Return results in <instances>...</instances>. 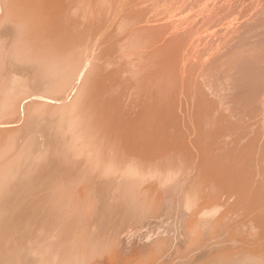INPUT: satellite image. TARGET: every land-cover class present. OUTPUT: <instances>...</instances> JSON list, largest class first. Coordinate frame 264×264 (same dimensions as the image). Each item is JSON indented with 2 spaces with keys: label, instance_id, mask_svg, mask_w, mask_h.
I'll return each mask as SVG.
<instances>
[{
  "label": "bare ground",
  "instance_id": "obj_1",
  "mask_svg": "<svg viewBox=\"0 0 264 264\" xmlns=\"http://www.w3.org/2000/svg\"><path fill=\"white\" fill-rule=\"evenodd\" d=\"M76 2H78V0H0V264H158L161 259H166L167 257H168V262H165L163 264H221V260H225L223 264H263L264 262L262 261L263 262L262 263L260 260V258L262 257V256L260 257V255L263 250L261 251V253L258 252L261 249L258 250L255 247H253L256 244L255 245L254 243L251 244L252 240H250V242H247L249 243L247 245L245 243V245L246 247L249 246L250 244L251 246L253 245L252 247L257 250V253L255 251L256 255H251V254H254L253 250L251 251L250 249L251 246L250 248L247 247L249 248L248 250H250L249 252L248 250H245L249 253L247 255L245 254L246 256H241L242 251H244L243 250L244 248L240 247L242 246L241 244L239 246L238 244L233 243L235 244V246L237 245L238 247L242 249L240 250L238 247H236L238 248V250L241 251L239 256H237L239 253H236L237 249L236 251L234 250L235 252L233 251L235 246H233L234 248L232 249V251L229 248H226L230 250L231 252L236 253L235 254L236 258L235 257L228 258L224 255V252H226L225 254H227L229 253V251L227 252V251L222 250L223 254L222 253L220 254L219 252L217 253L216 250H215L216 253H212L210 252L209 249H208L209 251L200 249L202 247L201 244L203 245L204 242L198 243L197 241L199 239H196V240L194 239V242L192 244L191 242L192 240H189L190 239L189 235H191L190 229H194L197 226L199 227L201 226L204 228V230H206L207 227L211 226V223H212V220L207 217L208 216L213 217V215H217L218 212L220 213V209L224 206L226 208V205H224L223 202H222L223 206H221L220 205L221 202L217 203L215 202V200H211L208 197L209 194L207 193V191L208 189H210L209 184L213 186L212 182L210 180L209 182L205 177L202 178V176H196V175H195L196 177L193 176L191 179V182H189L191 178L190 175L188 176V172L190 171L189 169H191V171L192 169H194V167H192V165L194 166V164H191L190 161L183 160L184 162L175 163V161L167 160L166 162H159L158 160L159 158L149 159L151 156H149L148 159L147 158L144 159L146 157L145 154L143 155L145 156L143 158L140 156L141 154L139 155V152H138V149L140 146H136L135 148H133L134 147L133 145H132L133 147H131L130 145L125 144V142L129 143L127 140H128V137H130V133H129L130 132L129 131L130 122L134 121L137 124V126H139L140 122L142 123L146 120L148 122L153 121L158 111H162V110H158L156 113V110H157L156 102L153 101L154 100L153 97L152 98L148 97L146 96L147 93L145 94V97H147V102H149V104L146 102L147 104H145V106L146 105L147 106H146V109L144 108L145 106H143V109H145L143 111L147 113V116H145L147 118L144 117L146 113L142 115L141 114L142 111H140L139 113L140 115H142V118L144 117L146 119V120L142 119L144 121H140L139 120L140 116H138L139 114L137 113L138 115H136L135 113V115L138 116V118L137 117L135 118V116L131 117V114L128 113L130 111L128 110L130 109V107L127 109L126 107L128 106L125 107L123 104V102L125 103L126 101L125 99L121 98V94L124 91L128 90L125 88L129 85L128 84L127 86L124 85L125 88L122 85V87L124 88V91L122 90L123 88L118 87L120 86L119 83H121L119 79H121V77H123L125 74L124 73L121 76L120 73H123V72H119V77L115 76L117 75L116 73L118 72L119 69L115 70L116 69L115 68L114 73H112L113 72V69H112V72L110 74H108V72H104L108 74L107 76L106 74L103 75L104 73L103 74L98 73L99 75L95 73L99 77L97 80L95 79L93 82L89 81V83H87L85 80L84 83L80 85V87L78 85L79 82L75 84V80L77 78L78 79L80 78L82 71L84 70L85 66L87 65V62L89 61L86 57L80 58L78 61H75V55H76L75 54V34H77L75 33V13H78L80 9V7L76 4ZM103 3L105 4V2ZM110 3L111 2L109 0V7L111 5ZM75 4H76V7H75ZM79 4L81 3L79 2ZM98 6L100 7V5H97V8L99 9ZM103 7L105 8V6ZM75 9L77 12L75 11ZM100 9L101 10L100 12H98V15L99 13L103 12L102 10L103 8L100 7ZM106 9L104 10L106 11ZM109 12L110 10H108V15H109ZM102 14L101 16L99 15L100 17L98 16L99 19L102 17L105 18V14H103L104 16H102ZM127 21H126V24H127ZM92 22L90 21V23ZM133 36L135 35L133 34ZM125 37H127V35H125ZM129 38H132V36ZM137 39L139 38L137 37ZM77 40L79 41L80 39H77ZM83 42L82 41L79 42L81 43V48H82ZM154 42L155 41L151 43H154ZM121 44L119 45L121 46ZM116 45H117L116 51L113 49L115 53L117 52V49L119 48L118 44H115L114 46ZM132 45H133V42H132ZM83 46L85 47L84 44ZM124 46H126V43L124 44ZM128 46L124 48L127 49ZM133 47H135V45ZM163 47H160V49ZM129 48L131 49V46ZM136 49L138 48L136 47ZM166 49H169V48H166ZM179 49L181 50V48ZM147 50H150V49H147ZM122 58H123V55H122ZM117 59L120 61L119 57H117ZM117 59H116V62H117ZM135 59H136V56H135ZM150 59L152 60V58ZM169 61H171L170 58H169ZM172 62L174 64L176 63L174 61H171V63ZM112 63H115V61H113ZM161 63H164V61ZM110 64H111V61H110ZM120 64L121 63H119V65ZM151 64H154V63H151ZM103 66L104 65H102V67ZM95 67L97 66L95 65ZM117 67L121 68V65L118 66L117 64ZM161 67H162V64L160 68ZM97 68L100 69L101 66L100 68L99 67ZM105 68H102V69H105ZM143 69L141 68L140 70H143ZM161 69H163V67ZM137 72H140V71H137ZM86 74H87L86 77L89 76L88 73ZM152 74H150L149 76H152ZM130 75L132 76V74ZM170 75H173V74H170ZM96 77L94 76V78ZM177 77H175V79H177ZM124 78L125 77H123V79ZM140 78H142V75ZM127 82L128 81H126V83ZM122 83L125 84V82H122ZM76 85L78 86V91L76 90L77 94L74 93L75 95L73 99L69 101L68 100L69 95L74 90V87H76ZM138 85H141V84H138ZM153 86L154 84L152 85V87ZM170 86L171 85H169V87ZM139 87H136V89ZM157 87L158 86H156V88ZM119 88L123 91V92L120 91L122 92L121 94H119L120 93L118 91L120 90ZM154 88H153L154 93H156ZM113 90L115 91V94H114L115 96H113L112 94ZM116 90H117V93L119 92L118 94L116 93ZM143 90L145 91V88ZM135 91L136 90L134 89V92L133 91L132 92L135 93ZM149 93L151 94V92ZM157 93H160V92H157ZM157 93L156 95H158ZM123 94L125 96V94L127 93L125 92ZM135 94H139V92L137 93L136 91ZM142 94L140 93L137 96V97L140 96V98L135 99V100H139V99L142 100L141 98V96H143ZM150 94L149 96H151ZM83 95H86V98L84 97V99H82ZM106 95L107 97H105ZM154 95L155 94H153L152 96ZM134 96L136 97V95ZM70 98H72V96ZM85 99L87 100L86 103H84ZM81 100H83L84 102ZM126 100H128V98H126ZM157 100L159 99L157 98ZM80 101H81V104H80ZM130 101L131 100L129 98V102ZM139 101H137V103L135 102L137 104V105L135 104V106L139 107L141 105L140 107L142 108L141 101H140L141 104H138ZM133 104H134V101H133ZM162 104L163 102L159 104L161 108H163ZM205 104L207 105V103ZM78 107L80 109H78ZM140 107L136 108V111L137 109H140ZM167 107L168 106H166V108ZM77 109L78 111H76ZM146 110H148L149 113ZM164 110L165 109H163V111ZM163 111L161 113H163ZM166 111H169V110H166ZM131 112L133 111H130V113ZM70 131L71 132L74 131V132L71 133V135H69ZM165 141L166 140H164V142ZM160 148L163 149V147H160ZM179 149L182 150L181 148ZM149 150L150 148L147 151ZM174 150L176 151L177 149H174ZM136 151L138 152V154L136 153ZM139 151L141 152V150ZM164 153H166V151ZM175 154L176 153H174L173 156H175ZM178 156L180 157V155ZM167 159H168V156H167ZM58 161H61L62 163L66 162L64 163V165L65 164L66 165L68 164V165L66 167L63 165L65 168L63 167V168L58 169L59 168L57 165ZM196 162H198V160ZM196 167H197V164H196ZM207 168H209V166ZM186 169L189 170L188 172L186 171V176L190 177L189 181H186V182H189V184L186 183L187 185L185 184V180L186 179L188 180L186 176L183 177V180L186 178L184 182L182 181L181 178H179V180L177 179L178 176H181L180 175L181 172L183 173L184 171L183 175L185 174ZM216 170L217 169H215V171ZM192 172L194 173L195 171H192ZM56 176H57V179L59 178L58 180L60 181V183L58 182V180L56 181L55 179H52V178H55ZM83 179H87L86 186H85V183L84 184L81 183ZM175 179L178 180V184H176V186L178 185V187L174 188V186L171 184H172V181L174 183ZM52 180H55V181H52ZM177 180H176V183H177ZM87 182L89 184H87ZM230 182H234V181H232L231 179ZM223 186L221 187V189L223 188ZM181 188H183L182 190L184 191L183 192L184 195L183 197H181L183 198L182 204H185L188 211H192L191 213L193 214L195 218L192 217L191 221L187 220L186 218L185 220H187V223L186 222L185 223L187 225H184V223L180 224V225H183L184 228L181 231L179 230L180 235L178 237L176 235L173 237L171 236L173 233L175 234V231L171 235H168V238L169 237L173 238L170 248L167 246L168 249L165 248L167 250L163 251L164 249L163 245L165 244V240H167L166 239L167 237L163 239L161 236L163 233H160L161 235L158 234L159 236L158 235L153 236L155 235V233L151 234V232L154 230L149 232L150 235H147L146 230L148 229L146 228L148 226L144 227L145 229L144 231L146 233L145 235H147L146 237L141 232V234L144 236L143 239H141L142 236L140 238L138 237L136 238L134 236V233H132L133 230L131 231L132 234H126L129 228H132V229L135 228V234L138 235L137 234L138 230H136L137 227L139 226L142 227V225L148 221L147 220L148 218L155 216V214H157L158 212H161L163 209L167 208L168 206H169V209L171 210L170 205H167V206L165 205L166 206L165 207L164 204L167 203V201H169V199L173 196L174 189L176 191L181 192L182 191ZM212 188L214 189V187ZM51 190L56 191L55 194L52 195L53 199L51 203L54 202L55 205L58 206V208L56 207L57 209H59L60 205H62L64 209V210L62 209L64 214H60L62 218L60 217V215L57 214L59 212H56L57 210L56 208H55L56 210H54L56 213L52 211L51 209H48L49 206L47 204L50 203V201L47 202V204H44L41 202V200L43 201L44 198L45 200L47 198V197H43L42 199V193L44 191H47L49 193V191ZM69 192H72V194L70 195ZM49 194H52V193H49ZM49 194H48V198L51 197V195L49 196ZM174 195L177 196V194H174ZM178 197L180 198V196ZM246 197H248V195ZM54 199L55 201H53ZM243 199H244V196H243ZM255 200H256V197H255ZM171 201L172 199H170V202H169L170 204H171ZM177 201L175 203L178 204L180 201V205H181V199ZM176 204L175 206L173 204V206L177 209ZM227 207H228V204H227ZM181 208H182V205H181ZM169 209L167 208V211ZM229 209L230 208L228 207V210L226 208L227 211L221 210V213L218 215L219 221L223 219L226 220V218H230V217H227V215L230 214ZM234 209L235 208H233V210ZM262 209L263 208H261V210ZM60 210L61 209H59L58 211ZM236 211L237 210H234V212ZM164 212H165V215L168 213L167 214L168 216H169V213H171V212H166V211ZM164 212H162V214H164ZM183 212H186V211L183 209ZM257 212L259 213V211ZM235 214L240 215L239 212ZM243 214H244V211H243ZM175 215H176V212H175ZM258 215L261 216L260 213ZM202 216L205 218H203ZM255 216H257V214ZM163 217H161V219ZM262 217H263V213H262ZM174 218L175 217H172V219ZM237 218L238 217H236V219ZM256 218L258 219V217H255V219ZM159 219L157 221L158 223H159ZM168 220L170 219L168 218ZM242 220L240 221L241 224H242ZM152 221L154 220L152 219ZM163 221L161 220V222ZM249 221L251 220H248V222ZM168 222L169 221H167L166 223L168 224ZM173 222H170V223H173ZM223 222L225 221L223 220ZM256 223H258V221H256ZM261 223L260 224L258 223V224L261 226ZM178 224L179 223L177 222V225ZM165 225L166 224H164V226ZM226 225L227 224H225V228L227 226H228L227 228H229V226L231 227L233 223L232 225L230 224L227 226ZM249 225H250L249 228H251V223L250 224L248 223V225H245V226L247 227ZM235 226L237 225L235 224ZM260 226H257V227L260 228ZM153 227L154 229L157 230V227L156 228L155 226ZM161 227L162 226L160 224V227L158 229H160ZM167 227H169V225H167ZM172 227L174 228V225ZM234 227H232V229H234ZM212 228L208 230L209 234ZM240 228L242 229V227ZM175 230H176V227H175ZM248 230L249 229H247V231ZM139 231H142L141 228ZM218 231L217 233H219ZM247 231H241V232H247ZM250 231H248V233H250ZM237 233H239V231ZM166 234L167 233H165V235ZM245 234L244 236L247 237L246 240L249 241V239L251 238L248 239L249 237L247 236L248 234L247 235ZM224 235L225 234H223V236ZM236 235L238 234H235V236ZM132 236H134L135 238ZM220 236H222V234ZM231 236L232 235H230V237ZM244 236L242 235V237ZM196 237L199 238L200 236L195 235V238ZM212 237H211V240H213L215 236L213 238ZM242 237L241 239L238 238L235 240L232 239L231 237L230 240L232 241L234 240L235 242L237 240L236 243H238V241L240 240L243 243L244 241L242 240L243 239ZM224 238L226 239L227 236ZM229 238H227L226 240H228ZM216 240L217 239L215 238V242H217ZM253 240L255 241L256 239L253 237ZM222 241L224 242V240H221V242ZM240 241L239 243H241ZM199 242H202V241H199ZM186 243H188V245H191L190 247L189 246L186 247L187 250L188 249L190 250L189 251L186 250L185 253L182 250L183 253H181L180 249ZM217 243H219V241ZM199 244L201 247L199 246ZM216 246L217 245H215V247ZM222 246H224V243ZM228 246L230 247V245ZM225 247L226 246H224V248ZM202 248L204 249L205 247L203 246ZM213 248H212V251L214 250ZM262 248L264 249V246ZM162 251L166 252V256H167L166 258L161 257ZM244 253L246 252H243L242 255H244ZM229 254L227 256H230ZM188 255H191V256L189 257ZM231 255H233V253ZM163 256H165V253H163ZM176 258H180V259H176ZM162 261L163 260H161V262Z\"/></svg>",
  "mask_w": 264,
  "mask_h": 264
},
{
  "label": "rangeland",
  "instance_id": "obj_2",
  "mask_svg": "<svg viewBox=\"0 0 264 264\" xmlns=\"http://www.w3.org/2000/svg\"><path fill=\"white\" fill-rule=\"evenodd\" d=\"M95 1L96 0H78V2H76V4L80 7V9H79L78 13H75V33H77V34H75V54H76L75 55V61H78L80 58H83V57H86L89 61L87 62V65L85 66L84 70L81 73L82 77L80 76L79 79L77 78L75 80V84H77L79 82L78 85L80 87V85H82L85 80L87 83H89V81L93 82L95 79L97 80L99 78L98 77L99 74H103L104 72H108V74H110L112 72V69H113L112 73H114L115 68H116L115 70L119 69L118 72L116 73L117 75H115V76L119 77V72H123V73H120V75L122 76L125 73L123 76V77H125L124 78L125 80L121 76H120L121 79H119L117 77L121 82V83H119L120 86H118V87L123 88L124 85L127 86V84L129 86H127L128 88L124 87L125 89H128L127 91H124V88L122 89L124 92L120 88H119L120 90H118L119 92L120 91H122L123 93L126 92L127 93V94H125L126 97L124 96V94L122 92H120V93L118 92V93L119 94L122 93L121 98L125 99V101L127 102V103L123 102L124 106L125 107L128 106V107H126L127 109L130 107V109H128V110L133 111L131 113H130V111L128 112L129 114H131V117L135 116V118L136 117L138 118V116H140L141 117V119L139 117L140 121H144V120H146L145 118H147V117H145V116H147V113L143 111L146 109V106H147V105L145 106V104H147V103L149 104V102H147V97H145V94L147 93L146 96H148V97H151V98L153 97V99H154L153 101L156 102V109H157L156 113L158 110L163 111V109H165L164 110L165 113H164V111H163V113H161L162 111H158V113L156 114L153 121H150V122H148L146 120V121L141 123L137 119L140 122L139 126H137V124L134 121L130 122V124H129L130 137H128V140H127L129 143L125 142V144H128L131 147L134 146L133 148H135L136 146H140L138 149V152H139V155L141 154L140 155L141 157L144 158L146 156L144 159H146V158L148 159L149 156H151L149 159H152V158L158 159L159 158L158 159L159 162H166L167 160L175 161V163L184 162L183 160L190 161L191 164H194V166L192 165V167H194V169H192V171H195L196 174H195V172L193 173L191 171V169H189L191 172L186 169L185 174L183 175L184 171H183V173L181 172V174H180L181 176H178L177 179L179 180V178H181L182 181L184 182V180L186 178L183 180V177L186 176V171L187 172L189 171L188 176L190 175L191 178L186 176L188 178V180L187 179L185 180V184L186 183L189 184V182H191V179L193 176L194 177L202 176V178L205 177L208 181L210 180L212 182V185H213V186H211L208 183L210 189H208L207 193L211 196L210 197L208 195V197L211 200H215V202H217V203L221 202L220 203L221 206H223V203H224V205H226L227 210H228V207L230 208L229 209L230 214L227 215V217H230V218H226V220L223 219L226 223L223 222V220L219 221V219H218L219 218L218 215L221 213V210L227 211L225 206H224L220 209V213L218 212L217 215H213V217L212 216L207 217V218L212 220V223H211V226H208L206 230H204V228L201 226L200 227L203 229H201L199 226L195 227L194 229H190L191 235H189V238H190L189 240H192L191 242L193 244L194 239L195 240L199 239L197 242L198 243L204 242L203 245L201 244V246L205 247L203 249L199 244V246L201 247V248L200 247L199 248L202 250H206V251L209 249L210 252H212V253H216V252L218 253L219 252L220 254L221 253L223 254L222 250L227 251V252L229 251L230 254L229 253L225 254L226 252H224V255L228 258H230V257L236 258V255H235L236 253H239L237 255V256H239L241 253L240 250H242L241 248H244L243 249L244 251H242L241 256H246L247 254H249L248 252L250 250H248V249L250 248L251 244L254 243V245L255 244L257 246L259 245L258 247H260V248H258L256 245L255 246L252 245L253 247H255L258 250L261 249L258 252L261 253V251L263 250L261 255H260V257L262 256L260 258V260H261V262L262 261L264 262V249L262 248L264 246V243H263L264 242V235H262V234H264V225H262V224H264V219H263L264 218V210H263L264 209V0H110V2H111L110 7H109V0H97L96 2ZM79 2L81 4H79ZM86 2H87V4H86ZM103 2H105V4ZM76 4H75V7H76ZM112 4H113V6H112ZM83 5H84V7H83ZM97 5H100V7L103 8L102 10L104 13L101 12V13H99V15L101 16V14L103 13V14H105V18H103V17L100 19L98 18V16H99L98 12H100L101 9L99 6H98L99 9H98ZM101 5L105 6V8ZM106 7H107V9H106ZM104 9H106V11ZM86 10H88V11L90 10V11L88 12ZM97 10H99V11H97ZM108 10H110L109 15H108ZM75 11H76V9H75ZM85 12H87V13H85ZM95 12H96V14H95ZM111 13H112V15H111ZM90 14H92V15H90ZM103 14H102V16H104ZM80 15L82 16V18ZM87 15H89L90 17ZM84 17H86V18H84ZM106 17H107V19H106ZM105 19L107 22L105 21ZM92 20H93V22H92ZM127 20H129V21H127ZM90 21L92 23H90ZM126 21H127V24H126ZM102 23H104V24H102ZM78 24H80V25H78ZM100 27H102V28H100ZM76 29H78V30H76ZM96 33H97V35H96ZM124 34L127 35V37H125ZM133 34L135 36H133ZM131 36L133 39L135 38L134 39L135 41L132 38H129ZM137 37L139 39H137ZM77 39H80V40L78 41ZM136 39H137V41H136ZM81 41L85 42V43L84 42L82 43V48H81V43H79ZM153 41H155V42L151 43ZM128 42H130L131 44ZM132 42H133V45H132ZM169 42H170V44H169ZM125 43H126V46H124ZM144 43H145V45H144ZM148 43H150V44H148ZM83 44L85 45V47L83 46ZM115 44H118V47H119L117 49L118 53L117 52L115 53L116 48H117V45L114 46ZM119 44H121V46ZM110 45H112V46H110ZM134 45H135V47H133ZM127 46H128L127 49L124 48ZM130 46H131V49L129 48ZM172 46L173 47L175 46V47L173 48ZM136 47L138 49H136ZM160 47H163L164 49L163 48L160 49ZM166 48H169V49H166ZM179 48H181V50ZM120 49H121V51H120ZM125 49L128 51H126ZM147 49H150V50H147ZM134 50H136V51H134ZM82 52L85 54H83ZM157 52H159V53H157ZM121 54L123 55V58L126 61L122 58ZM138 54H140V55H138ZM149 54H150V56H149ZM144 55H145V57H144ZM135 56H136V59H135ZM102 57H103V59H102ZM117 57H119L120 61H122V60L123 61L120 62L117 59ZM129 58H131V59L134 58L135 60L134 59L131 60ZM150 58H152V60ZM169 58L171 59V61L176 62L175 63L176 65L173 62L171 63V61H169ZM116 59H117V62H116ZM160 59H161V61H160ZM176 59L179 63L176 61ZM109 60L111 61V64H110ZM113 61H115L116 64L112 63ZM163 61H164V63H161ZM107 62H108V64H107ZM118 62L121 63L120 64L121 68L117 67V64H118V66H120ZM123 62H124V64H123ZM168 62H170V63H168ZM151 63H154V64H151ZM128 64L130 65V67ZM161 64H162L163 69H161L162 67L160 68ZM172 64L174 65V67ZM95 65L99 68L101 66V68L98 69L97 67H95ZM98 65H100V66H98ZM102 65H104V66L102 67ZM146 65H147V67H146ZM105 66H106V68H105ZM107 66H108V68H107ZM122 66H124V67H122ZM169 67H170V69H169ZM102 68H105L107 70L102 69ZM122 68L124 71L122 70ZM141 68L142 69L144 68V69L140 70ZM110 69H111V71H110ZM158 70H159V72H158ZM92 71H94V72H92ZM97 71H99V72H97ZM134 71H136V72H134ZM137 71H140L141 73L137 72ZM156 71H157V73H156ZM129 72H130V74H132L133 77L129 74ZM86 73H88L89 76L86 77V75H87ZM95 73L96 74L99 73V74L96 75ZM133 73H134V75H133ZM147 73H148V75H147ZM105 74H106V76L108 75L107 73H104L103 75H105ZM150 74H152V76L154 78L152 76H149ZM170 74H173V75H170ZM141 75H142V78H140ZM94 76L95 77L97 76V77L94 78ZM169 76H170V78H169ZM143 77H145V78H143ZM175 77H177V79L178 78L179 79L177 80V79H175ZM163 78H165V79H163ZM145 79H146V81H145ZM119 80H117V81H119ZM81 81H82V83H81ZM126 81H128V82L126 83ZM132 81H134V82H132ZM122 82H125V84ZM143 82H145V83H143ZM133 83H135V84H133ZM136 83L141 84V85H138ZM153 84H154L155 88H154V86L152 87ZM122 85H123V87H122ZM142 85H143V87H142ZM144 85H145V87H144ZM169 85H171V86L169 87ZM135 86L136 87L140 86V87L136 89ZM147 86H149V87H147ZM156 86H158V87L156 88ZM200 86H202V87H200ZM144 88H145V91L143 90ZM149 88H151V89H149ZM153 88L155 89L156 93L157 92L161 93V94L157 93L159 95V97H158V95H156V93H154ZM159 88H161V89H159ZM173 88H175V89H173ZM210 88H211V90H210ZM134 89L137 91V93L139 92V94L143 93L142 94L143 96H141L142 100L139 99L142 103V108L140 107L141 106L140 105L139 106L140 109H137V111H136V108H139V107H136L135 104L139 100H135V99L140 98V96L137 97L139 94H135L136 91H135V93H133ZM156 89H158V90H156ZM162 89H163V91H162ZM74 90H73L74 92L72 91L69 95V99H68L69 101L73 99L75 94H77V92H76V90L78 91L77 85H76V87H74ZM146 90H148V91H146ZM205 90H206V92H205ZM128 91H129V93H128ZM130 91L131 92L133 91L132 92L133 94ZM142 91H144V92H142ZM168 91H169V93H168ZM149 92H151V94ZM116 93H117V90H116ZM148 93L151 96H149ZM112 94H113V96H115L114 90L112 91ZM153 94H155L157 97L155 95L154 96L156 98L154 96H152ZM164 94H165V96H164ZM208 94L210 95V97ZM132 95H133V97H132ZM134 95H136V97ZM71 96H72V98H70ZM116 96H118V95H116ZM84 97L86 98V95H83L82 99H84ZM105 97H107V95ZM126 98H128V100H126ZM129 98L131 100L130 102H129ZM157 98L160 100V102H159V100H157ZM197 98H199V99H197ZM132 100L134 101V104H133ZM81 101H83V100H81ZM81 101H80V104H81ZM84 101L83 102L86 103L87 100L85 99ZM122 101H124V100H122ZM140 101L138 104H141ZM51 102H53V101H51ZM161 102H163V104H162L163 108H161V106L159 105V104H161ZM165 102L166 103L169 102V103H167V105H166ZM129 103H131V104H129ZM205 103H207V105ZM125 104H127V105H125ZM172 104H174V105H172ZM143 106H145L144 107L145 109H143ZM166 106H168V107L166 108ZM134 107H136V108H134ZM168 108H170V109H168ZM78 109H80V108L78 107ZM78 109L76 111H78ZM166 110H169V111H166ZM140 111H142L141 112L142 115L144 113H146L144 115L145 118L144 117L142 118V115H140V113H139ZM146 111H148V110H146ZM135 113H136V115H138V114L139 115L136 116ZM148 113H149V111H148ZM142 119H144V120H142ZM75 130H77V129H75ZM73 132L70 131L69 135H71V133H73ZM164 140H166V141L164 142ZM178 144H179V146H178ZM152 146H153V148H152ZM154 146L155 147L158 146V147L155 148ZM168 146L170 147V149ZM160 147H163V149ZM140 148H142V149H140ZM149 148H150V150L147 151ZM179 148H181L182 150H180ZM171 149L172 150L177 149V150L172 151ZM139 150H141V152ZM154 150H155V152H154ZM165 151H166V153H164ZM206 151H207V153H206ZM138 152L136 151L137 154H138ZM174 153H176L175 156H173ZM210 153H212V154H210ZM144 154H145V156H143ZM177 154L180 155V157ZM157 155H158V157H157ZM155 156H156V158H155ZM167 156H168V159H167ZM177 156H178V158H177ZM191 156H193V157H191ZM181 157L184 159H182ZM175 158H177V159H175ZM180 159H182V160H180ZM197 160H198V162H196ZM207 160H208V162H207ZM210 162H211V164H210ZM61 163H62L61 161H58V164H57L59 167L58 169L63 168L64 166L66 167L68 165V164L64 165V163H66V162H63L62 164ZM196 164H197V167H196ZM204 166H205V168H204ZM208 166H209V168H207ZM215 169H217V170L215 171ZM219 170H221V171H219ZM189 173H191V174H189ZM202 174H204V175H202ZM57 176L55 178H52V179H55L57 181L59 179V178L57 179ZM227 177H229V178H227ZM189 178H190V181H189ZM61 179H62V177H61ZM87 179H83L82 180L83 182L81 181L82 184L85 183V186H86V180ZM177 179L174 180V183H173V181H172V184L170 183L171 185L174 186V188L178 187V185L176 186V184H178ZM231 179L234 182H230ZM234 179L237 181H235ZM55 180H52V181H55ZM176 180H177V183H176ZM242 180H243V182H242ZM186 181H189V182H186ZM58 182L60 183L59 180H58ZM88 182H87V184H89ZM236 182L237 183L239 182L240 184L239 183L237 184ZM224 183H226V184H224ZM82 184H80V185H82ZM216 184L219 185L220 187L217 186ZM239 185H240V187H239ZM247 185H249V186H247ZM215 186H217V187H215ZM222 186H223V188L221 189ZM212 187H214V189ZM182 189L183 188H181V190ZM238 191H240V192H238ZM44 192H46V193H44ZM44 192L42 193V199H43V197H47V198H46V200L44 198L43 201L41 200V202L44 204H47V202L50 201V203L47 204L49 206L48 209H51L52 211L56 210L58 208V206L55 205L54 202L51 203V201L53 199L52 195L55 194L56 191H54V190L49 191V193H52V194H49L47 191H44ZM178 192L179 191H176L174 189L173 196L170 198V199H172L171 204L169 203L170 199H169V201H167L168 204L167 203L164 204V206L170 205L171 210L169 209V206H168L167 207L169 209L168 211H167V208H165L166 210L163 209L161 212H158L157 214H155V216L148 218L147 219L148 221L146 220L147 222H145L142 225V227L141 226L137 227L136 230H138V232L140 234L137 231L136 232L138 235L135 234V228L134 229L129 228L131 230L128 229L127 232L128 231L129 232L128 233L126 232V234L134 233V236L136 238L137 237L140 238L142 236L141 239H143L144 238L143 235H145L146 233H147V235H150L149 232L154 230L151 232V234L155 233V235H153V236H156L160 233H163L162 235L160 234L162 236V238L164 239L167 237L166 239L167 240L169 239L168 241L165 240V244L163 245L164 249L162 248L163 251L167 250L168 247L170 248L171 243L173 241L172 237L175 235L178 237L180 235V231L184 228L183 225H180V224L184 223V225H187L186 224L187 220L191 221L192 217H194L193 214L191 213L192 211H188L185 204H182L183 198H181V197H183L184 191L182 190L181 192H179V194H178ZM34 193H35V191H34ZM47 193L49 194V196L51 195V197H49L50 199L48 198ZM246 193H248V194H246ZM44 194H45V196H44ZM69 194L71 195L72 192H69ZM174 194H177V196ZM220 194H221V196H220ZM227 194H228V196H227ZM230 194H231V196H230ZM245 194H246V196L248 195L249 198L246 197ZM215 195L217 196V198ZM178 196H180V198ZM214 196H215V198H214ZM243 196H244V199H243ZM254 196L256 197V200H255ZM234 197L235 198L237 197V198L235 199ZM47 199H48V201H47ZM180 199H181L182 208L185 206L183 209L187 213L183 212V209L181 208V205H180V201L178 204L175 203L177 200H180ZM220 199H221V201H220ZM251 199L252 200L254 199L253 202H255V203H253ZM53 201H55V199ZM242 201H244V202H242ZM51 204H52V206H51ZM173 204H174V206H175V204L177 205L176 206L177 209L173 206ZM227 204H228V207H227ZM254 204H255V206H254ZM229 205H231V206H229ZM179 206L181 209L179 208ZM233 208H235L234 210H237V211L234 212ZM261 208H263V209L261 210ZM59 209H61L60 211H62V212L58 211ZM59 209L56 210V212H59L57 214L58 215L64 214V212H63L64 209H63L62 205L59 206ZM174 209H176V210H174ZM164 211L171 212V213H169V216H168L167 215L168 213L165 215ZM243 211H244V214H243ZM255 211H256V213H255ZM257 211H259L261 216L258 215L259 213ZM162 212H164V214H162ZM175 212H176V215H175ZM188 212H190V213H188ZM238 212L240 213V215L235 214ZM261 212L263 213V217H262ZM159 213H161V214H159ZM256 214H257V216H255ZM163 216L164 217L166 216V217L164 218ZM214 216L215 217L217 216V217L215 218ZM60 217L62 218L61 215H60ZM158 217L160 219H161V217H163L161 220L163 221V219H164L165 222L164 221H163L164 223L161 222V220ZM167 217L170 220H168ZM172 217H175L176 219L174 218L175 219L174 220V219H172ZM180 217H181V219H180ZM183 217H185V218H183ZM200 217H201V215H200ZM236 217H238V218L236 219ZM243 217H245L246 219ZM255 217H258V219L257 218L255 219ZM261 217H262V219H261ZM166 218H167V220H166ZM186 218H187V220H185ZM203 218H205V217H203ZM239 218H241V219H239ZM152 219L154 221H152ZM158 219H159V223L162 226L160 229H162V230L158 229L160 227V224L157 222ZM228 219H229V221H228ZM232 219H233V221H232ZM259 219L262 223L259 221ZM59 220H61V219H59ZM181 220H183L184 222ZM236 220H238V221H236ZM241 220H242V224L244 222L243 225L240 223ZM248 220H251V221L248 222ZM167 221H169L168 224L166 223ZM256 221H258L259 224L261 223V226L258 223H256ZM170 222H173L174 224L170 223ZM175 222H176V224H175ZM177 222L179 223L178 225H177ZM237 222H238V224H237ZM246 222H248L249 224L251 223L252 229L249 228L250 225L247 227L245 226V225H248V223H246ZM224 223L227 225H229V224L232 225V223H233L234 226H235V224L237 226L234 227L232 225L231 227L229 226V228H227L228 226L226 225L227 227L225 228ZM239 223L242 226H240ZM152 224H154V225H152ZM164 224H166V225L164 226ZM172 224L174 225V228L172 227L173 226ZM215 224H216V226H215ZM167 225H169V227H167ZM254 225L260 226V228L257 226L255 228ZM153 226H155V228L157 227V230L154 229ZM220 226H222L223 228ZM244 226H245V228L249 229L248 231H250V229H251L250 233H248L247 229H245ZM144 227H147L146 229H148L149 231L146 230V233H145ZM175 227H176V230H175ZM180 227H181V229H180ZM185 227H187V226H185ZM232 227H234V229H232ZM240 227H242V229L244 228L245 230L244 229L242 230ZM140 228L142 231H139ZM151 228H153V229H151ZM165 228H167V229H165ZM171 228L174 230H172ZM197 228H198V230H197ZM211 228H212V230L210 231V234H209L208 230H210ZM220 228H222V229H220ZM235 228H237V229L240 228V229L237 230ZM214 229L216 232L214 231ZM132 230H133V232L131 233ZM158 230H159V232H158ZM236 230H237V232L239 231V233H237ZM163 231L167 234L165 235V233ZM174 231H175V234L173 233ZM217 231L219 233H217ZM241 231H247V232H241ZM141 232L143 235L141 234ZM192 232H194V233H192ZM211 232H212V234H211ZM220 233L222 234V236H223V234H225V235L222 237V236H220L221 235ZM245 233H247L248 235ZM192 234H193L194 238H193ZM229 234L232 235L231 237L234 240L238 239V238L241 239L242 235L244 236V234L249 236L248 239L249 238H251V239H249V241H248V240H246L247 237L244 236L245 238L242 237L243 238L242 240L244 241L243 243L240 240L239 241L241 243H239V241H238V243H236L237 240H236V242L234 240L233 241L230 240L231 237ZM235 234H238V235L241 234V235L240 236L236 235V236H238V237H236ZM147 235H145V237ZM168 235H171L172 237L168 238ZM195 235H197V236L199 235L200 237L195 238ZM134 236H132V237H134ZM212 236L213 237L215 236L213 240H211ZM219 236L221 239L219 238ZM226 236H227V238H229V237L230 238L228 240H226L227 238L226 239L224 238ZM253 237L256 239L255 241L253 240ZM215 238L217 239L216 240L217 242L219 241V243L215 242ZM262 238H263V240H262ZM221 240H224V242L223 241L221 242ZM250 240H252L251 244L249 246H247V247H249V248H247L246 245L249 244L247 242H250ZM199 241H202V242H199ZM259 241L262 244H260ZM207 242L208 243L211 242V243H209V245H208ZM168 243H170V244H168ZM223 243H224V246H226L225 248H224V246H222ZM233 243L238 244L239 246L241 244L242 246H240L241 247L240 248L237 245L235 246V244H233ZM245 243H246V245H245ZM215 245H217L218 247L216 246L217 247L216 248ZM228 245H230V247L232 245V247L230 248ZM188 246L190 247L191 245H188V243H186L180 249L181 253H183V251L185 253V251L187 250L186 247H188ZM233 246H235V248ZM252 246L250 249H251V251L253 250L254 254H251V255H256L255 251L257 253V250L255 248H253ZM236 247H238L240 250H238V248H236ZM165 248H167V249H165ZM184 248H186V249H184ZM212 248L214 249L213 251H212ZM226 248H229L231 251L234 248L233 251L234 250L236 251V249H237V251H236V253H234L235 251L231 252L230 250H228ZM245 248H247V249H245ZM189 250L190 249H188L187 251H189ZM215 250H216V252H215ZM245 250H248V252ZM163 251L161 252L162 253L161 257L166 258L167 257L166 252H163ZM243 252H246V253H244V255H242ZM163 253H165V256H163ZM232 253H233V255H231ZM228 254L230 256H227ZM188 256L190 257L191 255H188ZM176 259H180V258H176ZM161 260H163V261L161 262ZM161 260L159 261L158 264H163L165 262H168V257L166 259H161ZM165 260H167V261H165ZM228 260H230V259H228ZM224 261L225 260H221V264H223Z\"/></svg>",
  "mask_w": 264,
  "mask_h": 264
}]
</instances>
